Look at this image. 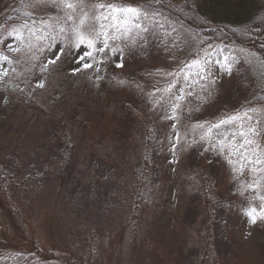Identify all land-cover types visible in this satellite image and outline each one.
Returning <instances> with one entry per match:
<instances>
[{
    "label": "rangeland",
    "instance_id": "1",
    "mask_svg": "<svg viewBox=\"0 0 264 264\" xmlns=\"http://www.w3.org/2000/svg\"><path fill=\"white\" fill-rule=\"evenodd\" d=\"M53 2L28 0L27 11L43 21V16L54 13ZM122 2V7L138 9L139 0ZM2 11L0 5V52L14 57L16 66L0 67V152L6 150L14 160L6 179L0 181V234L43 251L64 252L65 264H151L137 251L138 243L162 245L168 264H237L235 259L240 258L257 264L259 237L242 200L251 190L264 198V112L255 113L259 108L247 106L244 95L235 90L232 56L221 62L198 60L172 74L164 61H151L149 55L160 39L139 9V28L132 19L123 18L120 29L148 59L142 69H118L136 78L150 74L154 80L142 113L144 138L130 154L126 172L113 167L103 151L106 147L99 143L82 165V145L91 129L106 126L98 115L105 107L98 45L115 24L104 30L98 44L84 40L85 46L70 57L62 77L47 87L46 67L59 46L51 45L40 28L23 34L12 30L2 23ZM90 43L93 56L77 63L76 57L89 50ZM113 61L121 64L118 54ZM84 63L92 66L85 69ZM193 84L196 94L188 90ZM43 87L41 100L34 90ZM160 121L168 124L165 142L158 132ZM49 122L48 132L40 135ZM250 126L260 134L241 137L239 132ZM65 138L76 144V151L61 176L59 154ZM246 139L253 144L242 147ZM181 162L184 171L194 176L188 193L177 173ZM30 168L42 176L40 184L24 183ZM163 173L170 175L168 183L159 182ZM138 192L144 208H153L150 222L144 220L141 226L130 220ZM176 220L181 223L178 234ZM137 233L143 234L140 241H134Z\"/></svg>",
    "mask_w": 264,
    "mask_h": 264
},
{
    "label": "trees",
    "instance_id": "2",
    "mask_svg": "<svg viewBox=\"0 0 264 264\" xmlns=\"http://www.w3.org/2000/svg\"><path fill=\"white\" fill-rule=\"evenodd\" d=\"M27 1L0 0L2 23L22 34L23 30L29 28H40L46 33L51 45H58L59 52L64 50L65 54L55 64H47V87H53L62 77L65 65L76 52L77 44L84 40L98 44L104 30L115 24V28L109 30L110 33L106 36L103 35V41L98 45L99 85L105 94V107L98 115L106 120V126L95 125L94 130L91 129L92 135L82 145L84 153L80 161L82 165L86 164L90 153L99 143L102 149L106 147L103 151L110 156L109 162L113 163V167L126 172L130 167L132 151L137 142L144 138L142 113L145 111L144 102L154 80L150 74H136V78L132 72L122 73L114 64V54L119 55L124 70L142 69L148 59L119 27L124 15L122 12H113L112 9L122 8V0H54V13L43 16V21L33 15L32 10L27 11ZM138 9L160 39L158 46L149 55L152 62L164 61L174 74L186 70L195 61L208 59L221 62L223 57L230 55L235 61L230 72L235 90L239 95H244L247 106L259 108L255 113L260 115L264 112V0H139ZM14 66L16 59L0 52V67L10 69ZM188 90L195 94L198 91L194 84L189 85ZM34 91L42 100L41 94L46 91L45 88H36ZM7 93L10 96V90ZM5 101L9 103L7 98ZM186 107L181 111L183 121L188 118ZM50 123L43 125L40 135L44 136L48 132ZM157 127L161 140L165 142L167 122L160 121ZM149 141L150 134L146 138V142ZM4 147L7 149L8 146ZM75 151V143H70L66 138L62 140L58 166L61 176L69 168ZM13 163V158L9 157L6 150L0 152V181L6 179L7 168ZM183 168L185 163L181 162L177 173H181L182 190L188 193L194 187V176ZM29 170L24 183L28 186L40 184L42 176L37 175L33 168ZM93 173L96 174L95 171ZM169 178L168 173H163L159 182L168 183ZM246 193L242 200L243 209L259 237L256 242V261L257 264H264V198L257 197L252 190ZM144 203L141 193L138 192L130 217L131 222H136L138 226L144 220L149 223L153 215V208L145 209ZM177 220L174 222L176 234L181 230V223ZM137 234L139 236H135L134 241H140L143 235ZM190 235L195 237V233ZM136 248L140 255L148 257L151 264H168L166 258H163L162 245L155 248L149 244L138 243ZM67 259L64 252L43 251L33 243L16 241L5 233L0 234V264H65ZM235 261L237 264H251L241 258Z\"/></svg>",
    "mask_w": 264,
    "mask_h": 264
},
{
    "label": "snow or ice",
    "instance_id": "3",
    "mask_svg": "<svg viewBox=\"0 0 264 264\" xmlns=\"http://www.w3.org/2000/svg\"><path fill=\"white\" fill-rule=\"evenodd\" d=\"M69 7H71V5H69ZM109 7L111 8V6H109ZM112 11L113 12H122L123 14H125V16H124L125 20L132 19V22L136 23V26L138 28L141 26L138 23L139 12H138V9L136 7L127 6V7H122L120 9L113 8ZM112 18L115 19L116 17H112ZM105 19H109V17H105ZM145 31H147V29H145ZM84 46L85 45H84L83 41H81L79 44H77L75 51H79V49L81 47H84ZM87 47H88L89 50L85 51L82 55H79V56L76 57V62L77 63H80L81 61L85 60L86 57L90 58V57L93 56V51H92L93 45L90 43ZM100 51H103V49H100ZM64 54H65V52L62 49L60 52L57 53L56 58L51 60L50 63L55 64L56 60H58ZM91 66L92 65L90 63H84L82 65V67L85 68V69L90 68ZM116 66L122 68L123 64H117ZM72 71H73V73H75V72L79 71V69H73ZM40 87H42V85H40ZM173 87H174V85H173ZM245 115H247V114H245ZM248 118L250 119V117H248ZM200 127H203V125H201ZM216 127H219V125H217ZM248 134L259 135L260 133H259V130L256 127H252V126L248 127L247 132H245V131H240L239 132V135L241 137H246ZM251 144H253V140L246 139L245 140V144L242 145V147H246L247 145H251ZM243 158L247 159V157H243ZM257 162H259V161H257ZM253 222H255V219H253Z\"/></svg>",
    "mask_w": 264,
    "mask_h": 264
}]
</instances>
